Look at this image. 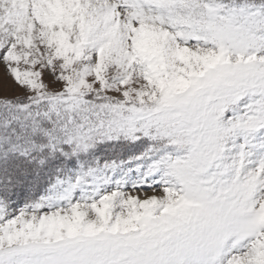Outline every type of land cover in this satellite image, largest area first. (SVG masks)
Here are the masks:
<instances>
[{
  "label": "snow or ice",
  "instance_id": "1",
  "mask_svg": "<svg viewBox=\"0 0 264 264\" xmlns=\"http://www.w3.org/2000/svg\"><path fill=\"white\" fill-rule=\"evenodd\" d=\"M0 264H264V0H0Z\"/></svg>",
  "mask_w": 264,
  "mask_h": 264
},
{
  "label": "rangeland",
  "instance_id": "2",
  "mask_svg": "<svg viewBox=\"0 0 264 264\" xmlns=\"http://www.w3.org/2000/svg\"><path fill=\"white\" fill-rule=\"evenodd\" d=\"M151 194V193H150Z\"/></svg>",
  "mask_w": 264,
  "mask_h": 264
}]
</instances>
